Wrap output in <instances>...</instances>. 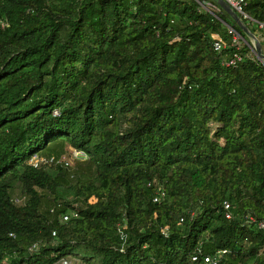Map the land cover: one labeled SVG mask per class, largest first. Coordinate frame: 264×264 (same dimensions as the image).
<instances>
[{
    "label": "trees",
    "instance_id": "1",
    "mask_svg": "<svg viewBox=\"0 0 264 264\" xmlns=\"http://www.w3.org/2000/svg\"><path fill=\"white\" fill-rule=\"evenodd\" d=\"M253 44L217 0H0V264H264Z\"/></svg>",
    "mask_w": 264,
    "mask_h": 264
},
{
    "label": "built area",
    "instance_id": "2",
    "mask_svg": "<svg viewBox=\"0 0 264 264\" xmlns=\"http://www.w3.org/2000/svg\"><path fill=\"white\" fill-rule=\"evenodd\" d=\"M240 17V19H244L246 21L245 25L249 28V26H255L258 35H255L256 38L259 40V42L264 43V22H260L254 18H252L245 10L246 8V0H224ZM228 28V33L232 35V45L234 46L235 50L232 53V56L223 62L224 65L226 66H234L238 62L242 61L247 54H242L239 51L241 42L243 41L242 36L234 30L231 26H227ZM214 37V42H213V49L217 52L223 50L226 47V42L219 37L217 34L213 35ZM253 56H255L254 52L251 50ZM256 57V56H255ZM83 152L78 151L76 149L71 150V158H78L79 155H81ZM54 161V158H44L42 156H39L38 154L34 153L31 158L29 159V163L32 164L33 166H41L43 164H48ZM56 162H63L65 165L70 164L69 161L66 159L65 155L61 156ZM72 164V163H71ZM164 190L162 188H159L156 194L153 196L152 200L154 202H158L160 198L164 196ZM224 215L226 218L231 217V212L229 209V204L224 203ZM68 215H63V220H67ZM247 220L253 222L257 226L258 229L264 231V218L262 219H256L253 215L249 216ZM54 234V232H53ZM193 259H196V257H193ZM204 264H217V256H204Z\"/></svg>",
    "mask_w": 264,
    "mask_h": 264
},
{
    "label": "water",
    "instance_id": "3",
    "mask_svg": "<svg viewBox=\"0 0 264 264\" xmlns=\"http://www.w3.org/2000/svg\"><path fill=\"white\" fill-rule=\"evenodd\" d=\"M218 4L231 16L234 22L248 35H250L253 40L254 44L251 47V50L254 52L256 58L264 63V54L262 53V47L259 40L253 35L245 23L242 22L238 14L224 1V0H217Z\"/></svg>",
    "mask_w": 264,
    "mask_h": 264
},
{
    "label": "rangeland",
    "instance_id": "4",
    "mask_svg": "<svg viewBox=\"0 0 264 264\" xmlns=\"http://www.w3.org/2000/svg\"><path fill=\"white\" fill-rule=\"evenodd\" d=\"M256 33H258V31H256ZM71 150H73L72 148H68V151L70 152ZM66 159L69 161V163H73V159L71 158V153L70 154H66L65 155ZM19 197V196H16ZM20 198H17V201H19ZM58 264H82L81 261L77 258H72V257H66L61 259Z\"/></svg>",
    "mask_w": 264,
    "mask_h": 264
}]
</instances>
